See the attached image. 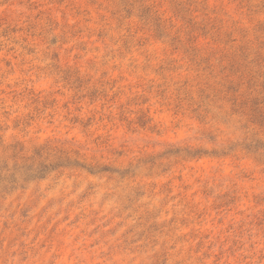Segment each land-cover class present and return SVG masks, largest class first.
<instances>
[{
    "label": "rangeland",
    "instance_id": "rangeland-1",
    "mask_svg": "<svg viewBox=\"0 0 264 264\" xmlns=\"http://www.w3.org/2000/svg\"><path fill=\"white\" fill-rule=\"evenodd\" d=\"M5 164L0 264H264V0H0Z\"/></svg>",
    "mask_w": 264,
    "mask_h": 264
},
{
    "label": "trees",
    "instance_id": "trees-1",
    "mask_svg": "<svg viewBox=\"0 0 264 264\" xmlns=\"http://www.w3.org/2000/svg\"><path fill=\"white\" fill-rule=\"evenodd\" d=\"M66 161H69L68 159H66ZM43 165H41V167H42ZM15 166L13 165L11 168H9L8 166H7V164H5L4 166H2V168H0V173L1 172H3L4 171V169H5V171L7 172V171H12V170H14L15 168H14ZM39 171H40V169H38V170H32L31 168H29V170H28V172L27 173H29V176H32V173H39ZM5 173V172H4ZM6 174V173H5ZM13 175H14V172H11V174H9V175H0V176H2V179H11V181H14V180H12L13 179ZM34 175V174H33Z\"/></svg>",
    "mask_w": 264,
    "mask_h": 264
}]
</instances>
